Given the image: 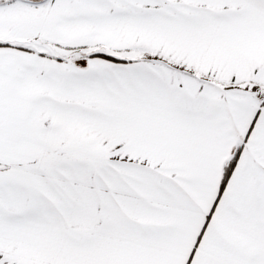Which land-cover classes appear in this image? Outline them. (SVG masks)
Listing matches in <instances>:
<instances>
[{"label":"snow or ice","instance_id":"obj_1","mask_svg":"<svg viewBox=\"0 0 264 264\" xmlns=\"http://www.w3.org/2000/svg\"><path fill=\"white\" fill-rule=\"evenodd\" d=\"M0 264H264V0H0Z\"/></svg>","mask_w":264,"mask_h":264}]
</instances>
